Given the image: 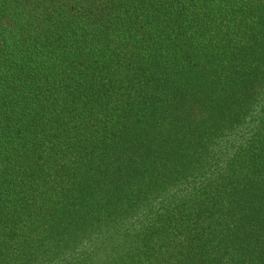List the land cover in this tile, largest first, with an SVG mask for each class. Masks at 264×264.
<instances>
[{"label":"trees","instance_id":"obj_1","mask_svg":"<svg viewBox=\"0 0 264 264\" xmlns=\"http://www.w3.org/2000/svg\"><path fill=\"white\" fill-rule=\"evenodd\" d=\"M0 264H264V0H0Z\"/></svg>","mask_w":264,"mask_h":264}]
</instances>
